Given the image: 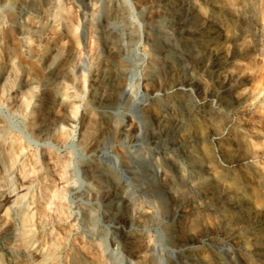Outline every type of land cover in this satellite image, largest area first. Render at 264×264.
Segmentation results:
<instances>
[{
  "label": "bare ground",
  "instance_id": "bare-ground-1",
  "mask_svg": "<svg viewBox=\"0 0 264 264\" xmlns=\"http://www.w3.org/2000/svg\"><path fill=\"white\" fill-rule=\"evenodd\" d=\"M94 1L101 7V19L91 32L95 33V45L103 50L104 55L89 79V95L80 122L85 120L89 112L95 113L97 131L88 143L89 158L83 160L87 180H96L102 191V201L96 207L98 218L95 219H99L98 222L100 221L102 226L110 229L114 236L113 246L121 247L129 258L146 254L149 250L144 243L148 231L147 222H150L151 218L155 219V215L158 216L157 210H160L166 199L171 196L174 200L172 209L175 218L187 214L190 210L192 215L181 219L179 223H170L165 230L168 235V253L178 255L180 264H221V259L215 261L200 250L186 253L191 247H199L200 243L211 238V213L218 215L227 210L224 208L226 202H223L227 195L225 194L224 200L221 199L222 187L218 185L219 194L215 196L217 187L213 183L217 181L213 180L214 176L221 175L222 178L225 173L221 174L215 159L217 155L207 148L209 146H206V142L208 137L213 139L218 136L217 128L221 122L230 124L229 114L218 112L217 106L222 104L234 107L233 90L236 89V82L222 79L221 82L218 81L221 83V90H211L207 94L204 79L209 78L214 84L218 78L207 75L202 79V75L196 76L195 68L196 65H201L208 70L214 66L211 62L214 48L209 53H201L199 58V55L191 51L192 44H198L201 48L203 42H215L219 36L214 29L217 28L216 25L213 28L209 21L208 24L205 17H200V9L196 8L200 2L205 3L208 0H152L146 4L149 14L145 29L151 33L150 43L146 40L147 44L142 43L144 26L142 29L140 24L136 25L131 21V0H73L81 10L80 17L75 15L72 7L61 9L58 0H0V9L6 6L13 8V13L10 12L12 9L9 11L11 14L8 15V21L2 20L3 12L0 10V85L10 70L16 75L6 87L7 96L4 102L14 104L17 111L30 118L31 130L39 137H52L57 127L69 125L74 121L71 117L73 104L69 99L74 98L73 101L80 102L77 97H81L79 95L80 92L82 94L86 81L81 82L79 93L75 94L69 89H72L71 86L75 83V54L80 49L81 38L86 31L85 24L89 21L88 9ZM24 17L29 23L28 27H38L41 30L40 35H45L44 37L47 36L53 21L57 23V27L62 25V30L54 31L50 40L47 39L49 43L45 47L48 49L37 58L40 62L34 60L35 44L32 43L30 51H24L16 42L17 35L22 33L19 26L22 27L26 23H21ZM135 46L143 52V56H133L132 48ZM134 50L138 52L137 49ZM146 58L155 59L158 68L153 69L146 63ZM234 59L233 57L232 60ZM137 60L142 63L138 62L139 65ZM224 67L225 63H221L215 70ZM141 70L144 73L139 76ZM16 78H19L18 84ZM16 85L17 90L12 92ZM262 85L259 92L264 90V82ZM133 86L141 88L144 92L143 127L133 118L120 122L114 114L115 107ZM211 87L213 86L211 85L210 89ZM253 114L259 116H249L250 127L261 129L256 136H263L264 122L259 123L264 120V103L255 106ZM8 129L7 123L0 117V174L8 169L13 176L20 177V183L12 188L9 183L0 180V253L12 260L10 264H104L94 251L86 246L69 253V236L62 232L65 231L68 218L65 215L64 203H61L63 193L58 192L57 185L51 181L47 184L50 180L49 174L40 176L42 166L37 154L31 150L32 153L26 152L29 149L27 143L16 133L11 134ZM204 129L207 131L206 135L202 134ZM140 131L146 138L142 143V135L138 134ZM57 137L64 139L65 135L60 133ZM119 137H125L126 140L130 138V144L118 145L116 139ZM237 141L238 138L236 143L243 147L244 140ZM141 147L147 150L150 160L156 164L152 170L143 166L144 162L140 163L136 156L129 153V148ZM214 150L232 164H240L248 159H238L242 150L239 155L235 153L238 155L236 158L233 152L230 153L232 150L228 151L221 144ZM55 155L52 152H44L42 158L54 159ZM169 159L171 164L167 163ZM109 161H113L116 168L109 165ZM134 165L142 172L143 179H140L145 180L140 188L137 182L138 189L130 188L124 180ZM259 180L264 182V176L260 175ZM52 190H57L58 193ZM73 191L75 189H72ZM141 196L152 199L154 207H139L141 203L137 205L136 198L140 199ZM16 202H21V207L17 210L18 216L9 211L10 204ZM234 207L239 208L237 212L242 210L239 204ZM237 218L233 220L234 225L241 221V217ZM7 222L10 223L9 226L2 229ZM58 224L64 226V230L60 231ZM153 253L156 254L157 251ZM0 264H4L1 259Z\"/></svg>",
  "mask_w": 264,
  "mask_h": 264
},
{
  "label": "rangeland",
  "instance_id": "rangeland-1",
  "mask_svg": "<svg viewBox=\"0 0 264 264\" xmlns=\"http://www.w3.org/2000/svg\"><path fill=\"white\" fill-rule=\"evenodd\" d=\"M58 1L61 9L67 10L69 9V7H72L75 15L78 17L81 16V10L73 2V0ZM133 1L134 2H132L131 0V4L134 7H132L133 18L131 19V21L133 20V23L136 25L140 24L142 26V29L144 26V31L142 30V43H150L151 33L149 30L145 29V27H147V15L149 14V9L146 7V4L150 3L152 0ZM248 3H250V5ZM196 8L200 9V17H205L204 19L207 20L206 22L208 24L210 22V25H212L213 28L216 25L215 27L217 28L214 29L219 35L217 38L219 40L216 39L215 42H206L205 44L203 42V47L201 48L200 46H198V44H192L193 47L191 48V51L195 53V55H199L198 58L201 56V53H209L211 52V49L214 48V55L212 58L213 60L211 61L213 62L212 65L214 66L209 67L211 69L207 70L205 68H202L201 65L200 67L196 65V76L201 77L202 75V79L207 77V75L218 78L216 79L214 84L211 83L212 81L209 78L204 79V83L207 85L205 89L207 94H209L211 90H221L220 80H235L232 82H236V89L233 90V97L235 98L234 107L236 108L223 106L222 104L221 106H217L218 112L227 115L229 114L228 117L230 119V124L227 122L225 124L224 122H221V125L219 124V127L217 128L218 136L213 139H211V137H208L206 142V146H209L207 148H210V150L212 149L211 151H214L217 155L215 159L216 163L218 164L219 170H221V174L224 175L225 173L226 175H224L225 178H221V175L214 176L213 180L216 179L217 181H213V183L217 187L216 191L214 192L215 196L219 194V186L222 187L221 199H225L226 195L228 196H226L227 201L223 199V202H226L225 205L223 203L224 208H226L227 210L225 212L221 211V214L218 213V215L214 213H211L212 215H210L212 216L210 217L212 228L209 227L210 233H208L211 236L210 239L214 243L210 239L206 240L205 242H203L204 245H202L203 243H200L201 245L199 244V247H191L188 251H186V253L200 250L201 252H204L206 256L211 257L215 261L216 259H221V264H264V182L259 180L260 175L264 176V153L262 152L264 151V133L263 136L257 137L256 134L259 133L261 129H251L250 123L248 122L252 115L259 116L258 114H253L255 106H260L264 103V90L259 92V89L263 86L262 83L264 82V0H208L205 3L204 1L200 2V5H197ZM0 10H2L3 12H1L2 14L0 13L3 18L2 20L8 21V15L13 13V8L11 6H6L5 8H2ZM100 11L101 7H99L95 3V1L92 2V5L88 9L87 13V18L89 21L87 24H85L86 31L81 38L80 49H78L75 54V71L73 72L75 83L74 86H71L72 89H69V91L71 90L74 93H79V88L83 80L86 81V86L82 94L80 92L79 96L81 97H77V100H80V102L73 101L74 98L69 99L73 104V113H71V117L74 121H72L69 125H60L59 127H57L52 137L44 138L42 136L39 137L36 134L34 135L29 124L30 118H27L25 115L17 111V107L15 108L14 104L9 105L4 102V99L7 96L6 87L11 84V82L16 77L15 73H13L12 70H10V73L6 75V78L2 80L0 85V117L3 118L7 123V126L9 128L8 130L11 134L16 133V135H19L22 140L27 143L29 149L26 152H35L37 154L42 166L40 176H42L44 173L49 174L50 180L47 181V184H49L51 181L52 183L57 185V190H59L58 192L61 191L63 193V199L61 203H64L63 207L64 211L66 212L65 215L68 216L65 222V231L68 232H62L66 233L65 236H69V253H73L75 250L79 251L81 250V248L86 246L87 248L92 249L94 251L93 253L97 255L104 264H180L178 255H172L168 253V243H166V240H168V235L166 233L167 231L165 230L172 223H179L181 219L191 217L192 214L190 210V212H187V214L177 216L175 218L172 209L174 200L171 196L166 199L165 204L161 206V208H159L160 210H157L158 216L155 215V219L151 218L152 220H150V222H147L148 227L146 226V230L148 231H146L147 234L145 236L144 243L145 247L149 250L146 254L135 255L137 257L130 256L129 258V255L124 253L121 247H116L115 245L114 247L112 244V239L114 237L113 233L110 231V229L102 226V224H100L101 222H98L99 219H95L97 217L96 215L98 214V210H96V207H98L100 202L102 201V191L100 184L96 180H87L84 173L83 160L89 158L87 157L88 143L90 142L93 134L97 131V121L94 112H89L90 114L85 117L84 121L81 122L80 116L82 114V111L84 110V107L86 106V102L88 99L87 96L89 95V79L104 55L103 50L95 45V33L92 34L91 32L92 30H95L100 22ZM24 22H26L25 17L21 20V23ZM27 24L29 23L26 22L22 27L19 26V31H21L22 33L17 35L16 42L24 51H30L33 46L32 43L35 44L36 57L34 58V60L36 61L38 60L37 58L41 57V55L48 49V47H45V45L49 43L50 37L54 34L53 32L56 30H62V25L57 27V23L53 21L51 27L48 28L49 30L47 31V36L44 37L45 35H40L39 32H41V30L38 27H28ZM37 33L39 35H37ZM47 39H49L48 42ZM135 47H133L132 49L134 53L137 54L133 53V56H135L136 58L143 56V52ZM134 49H137L139 53ZM233 57L235 58L234 60H232ZM38 62L40 61L38 60ZM138 62L142 63V61L137 60V63ZM140 63L138 64L140 65ZM146 63L150 64L153 69L158 68V62L155 59L153 60L146 58ZM221 63H225V67L222 69L220 68L219 70H215L217 69V65ZM143 73L144 72H142L141 70L139 71L138 75L140 76V74L142 75ZM16 79V84H18L19 78ZM45 82H47V79H45ZM211 85L213 86L211 87L212 89H210ZM17 88L18 85L14 86L12 92H15ZM207 90L209 92H207ZM198 99L203 100L201 97H198ZM143 100V90L137 86H133V89H131L129 93L124 95L118 106H116L114 109V114L117 117L118 121L123 122V120L126 121L128 118H133L139 123L141 127H143ZM252 105H254V107ZM231 109H234L235 111H232ZM261 121L262 122H260L259 124H262L264 122V120ZM60 133H63L65 135L64 139H60L59 137H57ZM138 134L139 136L140 134L142 135L140 136V139L142 140L140 143L144 142L146 138L145 136L143 137L144 134L142 133V131H140ZM202 134L206 135L207 131L204 129L202 131ZM119 138L116 139V143L118 142V145H121L122 143L123 145H126L130 144L131 142L130 138H127V140L125 139V137ZM237 138V142H240V140H244L243 147L241 144L236 143ZM220 144L228 151L232 150L230 151V153L233 152L232 154H234L236 158H238L239 151L242 150L243 154L241 152V157L239 156L238 159H248H246L244 162H241L242 164H232L230 161L227 162L226 159L220 156V153H217L214 150ZM141 148H129V153L134 157L136 156V159L140 163L144 162L142 163L143 166H146L148 167V169L152 170L153 166H156V164L153 162V160H150L151 157L147 150L143 147ZM245 149L247 150V152ZM140 151L142 152L140 153ZM44 152H52L53 154H56L55 158H42V154H44ZM244 152H246L247 154ZM145 153L147 154L145 155ZM235 153H237L238 155H235ZM145 157L146 159H144ZM147 159L152 162V164L147 161ZM109 163V165L116 168V165L113 161H109ZM167 163L171 164L170 159ZM132 167L130 168V174L128 176L130 178L127 177L124 180H126V184H128L130 188H137L138 184V188H140L143 185L142 183L145 181L142 180V172H140L141 170L137 166L134 165ZM19 178V176H13L8 169L0 174V180L9 183V185L13 186L12 188L16 187L20 183ZM134 179H136V181ZM131 185L135 186L132 187ZM259 185H261V188L259 187ZM34 186V188L36 189V184ZM223 186H225L224 188H226L227 193L224 191L225 189H223ZM72 189H75V191L72 192ZM189 191H191V189ZM191 193H193V191H191ZM236 193L237 195H235ZM96 196L98 200L96 199ZM137 198V205L139 202L141 203L138 205L139 207L146 208L144 206L150 207V205L154 207V201H151L152 199H148V196H141L139 197L140 199ZM235 198L236 200H234ZM237 200L240 203L241 201L243 202L240 204ZM236 201L238 202L239 207H242V210L240 209L238 212L237 210L239 208L234 207L238 205ZM10 205L11 207L9 211L17 214V210L21 207V202L12 203ZM243 205L247 206L244 207ZM235 214L240 215L241 218L239 216L238 218H240L241 221L234 225L233 220L237 218ZM16 216H18V214ZM9 224V222L4 224L2 229L7 228ZM57 227L61 228H59L60 231L64 230V226L61 227V225L58 224ZM62 236L64 235L62 234ZM227 237L229 238L227 239ZM234 245H236V247ZM153 252H155L156 254H154ZM79 254L81 255L82 253ZM165 255H169L170 257H166ZM0 259L4 261V264H10L12 262V260L6 258L5 255L1 253Z\"/></svg>",
  "mask_w": 264,
  "mask_h": 264
}]
</instances>
